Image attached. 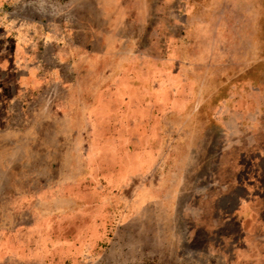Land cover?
Listing matches in <instances>:
<instances>
[{
	"label": "crops",
	"instance_id": "obj_1",
	"mask_svg": "<svg viewBox=\"0 0 264 264\" xmlns=\"http://www.w3.org/2000/svg\"><path fill=\"white\" fill-rule=\"evenodd\" d=\"M41 1L34 0V3L40 4ZM30 6L33 5L28 6L29 10ZM58 19L50 18L48 24L54 26L66 21ZM20 24L30 25V22ZM21 31L13 35L12 48L0 50V264H46V255L55 249L53 245L62 252L52 258V262L56 259V264H75L63 258V250L81 252L94 248V241L98 244L105 238L111 223L109 219L113 214L115 218L117 216L111 211V202H116L114 192L132 178L155 167L164 152L160 143L165 128L170 126L168 124H172L173 132H176L173 147L176 153V197H172L176 198L172 200H176V207L181 202L187 177L197 168L198 154L205 155L203 164L211 162L215 165L209 181L213 193L206 195L199 188L195 195L189 192V198L194 196L198 202L205 203L203 209L190 204L187 216L193 225L186 233L194 235L200 231L208 237L203 246L209 252L206 257H212L214 250H219L221 264H264V76H261L264 68L260 64L254 62L248 69H230L226 51L220 53V66H203L195 61L181 65L185 55L177 49L176 55L145 54L138 64L124 60L115 66L111 72L113 80L108 86L93 83L92 91L85 98L84 94L78 96L85 74L100 72L99 65L86 69L89 65L81 60L86 53L91 55L92 52L69 42L56 48L53 42L58 40V34L51 29L42 35V65L38 60L39 49L26 43L31 42L30 39H21ZM96 31L93 27L89 41L95 40ZM254 49L253 56L259 58L260 50ZM206 50L207 47L204 57L212 56V51ZM187 57L192 55L189 53ZM229 74L241 76L233 83ZM40 91H44L46 101L44 113H21V103L26 99L30 102L36 100ZM66 95L68 99L64 97ZM66 100L69 101L68 107L77 110L76 126L72 131L68 120H74V113L56 111L59 105L65 106ZM11 106L13 113L10 112ZM230 120L252 123V130L240 131L251 139L247 146L235 147H239L236 153L240 156L254 154L249 163L256 171L248 175L247 181L251 183L244 184L245 194L237 198L238 205L232 214L228 206L223 208L219 204L240 170L237 161L232 167L237 170L235 178L230 181ZM134 124L142 128L140 136H134ZM9 128L11 132H8ZM38 133L42 134L41 141ZM74 134L78 139L77 146L82 147V157L66 158L65 162L63 139L66 138L70 145ZM217 137L214 146L211 142ZM37 150L41 153V165L38 166V161H32ZM207 152L210 154L208 160ZM26 155L29 156L27 161ZM71 162L77 165L69 166ZM70 168L79 170V173L56 183L51 180L53 171L58 173ZM37 169L45 170V186L52 190L56 188V195L42 199L44 203L31 189L38 184L35 173H31ZM68 185L73 186L71 190H77L76 193L65 192L63 188ZM84 185L92 189L93 195L100 194L98 199L89 197L87 201H94L98 207L106 205L108 212L99 208L92 215L85 213V200L79 190ZM149 192L147 190L143 201L148 199ZM23 217L46 219L56 227L47 225L45 236L33 237L32 241L30 236L34 234L35 221L23 225L18 220ZM86 218H89L87 231L83 227L77 234L80 237L76 241L70 238V241L68 227L83 225ZM230 223L235 224V232L230 231ZM49 232L54 236L48 235ZM216 236L219 244L214 242ZM9 244L11 248L7 246ZM30 245L36 248L30 251ZM206 264L213 263L208 261Z\"/></svg>",
	"mask_w": 264,
	"mask_h": 264
},
{
	"label": "rangeland",
	"instance_id": "obj_2",
	"mask_svg": "<svg viewBox=\"0 0 264 264\" xmlns=\"http://www.w3.org/2000/svg\"><path fill=\"white\" fill-rule=\"evenodd\" d=\"M32 1L29 4L30 0H0V22L3 23V25L0 24V50L12 48L13 35L20 29H22L21 39L25 37L30 39L31 42L26 43H30L29 46L33 49H39L38 60L42 65L44 61L42 35L45 32H51L52 29L54 34H58V40L53 42L58 49L67 42L75 46L80 44V48L92 52L91 55L86 53L81 59L86 66L89 65L86 69L99 65L100 72L93 75L89 71L85 74L83 87L79 86V97L84 94L87 98L92 91L93 83L107 87L113 80L114 75L111 72L114 67L124 60H133L131 63L134 65L140 63L145 54L165 56L175 53L176 55V49L185 55L181 65H188L189 61H195L198 65L220 66V53L226 51L230 69L233 67L248 69L254 62L264 68V0H47V2L42 0L40 4ZM29 5H33L30 6V10ZM50 18L66 21L50 26L48 24ZM24 22H30V25L20 24ZM93 27L97 30L96 38L94 41H89ZM205 36L210 37L205 38ZM69 37L72 38L69 39ZM206 47L207 50L212 51V56L204 57ZM253 49L258 52L260 50L259 58L253 56ZM189 53L192 57H187ZM239 76L241 75L229 74L230 82L236 83V78ZM261 76L263 77L264 74ZM40 92L36 100L30 102L26 99L21 103L23 105L20 107L21 113L41 111L44 113L46 101L44 91ZM64 97L68 99L67 95ZM67 101H65V106L56 107V111L65 114L66 112L74 113L72 115L74 120H68L70 131H72L76 126L77 110L75 107L72 110L70 105L68 107ZM12 107H10L11 113L14 112ZM15 109L19 111L18 107ZM168 125L170 126L165 128L164 137L160 143L164 152L155 167L146 174L132 178L124 187L114 192L116 202H111V211H115L117 216L115 218L112 213L113 218L109 219L111 223L107 234L104 235L105 238L98 244L94 241V248L88 250L81 252L74 249L63 250L61 254L63 258L76 262L75 264H206L208 261L221 264L219 250L215 249L212 257H206L209 252L205 251L203 246L208 237L200 231L194 235L186 233L189 226L193 225L187 216L190 204L193 207L199 205L198 208L203 209L202 206L205 203L198 202L194 196L189 198V192L195 195V191L199 188L206 195L213 193V187L209 185V181L210 174L215 172L213 170L215 165L211 162L203 164L205 155L198 154L197 168L193 169L191 175L187 177V184L182 188L184 192L181 194V202L176 207V200L172 202L176 199H172L176 197V153L173 148L176 144L174 142L176 132H173L172 124ZM134 126V136H140L142 128L137 124ZM215 128L213 126V130ZM229 129L231 132L228 173L230 181L235 178L237 170H232V167L237 161L240 162V170L236 175L237 182H230L228 192L220 199L219 204L223 208L228 206L232 214L238 205L237 198L245 194L244 184L251 183L247 181L248 175L254 172L255 168L249 163L250 157L254 154L240 156L236 153L239 147H235L245 148L247 146L251 139L241 134L240 131L252 130V123L230 120ZM7 130L11 132L10 128ZM37 135L38 140L41 141L42 136L40 135L42 134ZM77 140L76 134L74 138H70V145L66 138L63 139L65 162L66 158L75 160L82 157V147L77 146ZM217 142L218 137L212 139L211 143L216 146ZM208 156L210 154L207 152V160ZM27 157L29 158L27 155L24 157L26 161ZM40 160L41 153L37 150L36 157L32 161L37 163ZM40 163H37V166ZM68 165L76 166L77 164L71 162ZM83 168L84 163L82 162V171ZM24 172L29 173V171ZM33 172L38 184L31 189L35 191L37 199L44 203L42 199L56 195V188L53 187L52 190L51 187L45 186L44 169L31 171ZM78 173L79 170L71 168L59 170L58 173L53 171L51 180L56 183L60 179L71 178ZM72 187L68 185L63 189L65 192L76 193L77 190H71ZM79 190L85 200L83 209L86 214L92 215L99 208L107 211L106 205L98 207L94 201H87L89 197L98 199L100 194L93 195L92 189L87 185ZM147 190L151 192L147 196L148 199L143 201ZM40 202L38 201L37 205ZM58 208H61L60 205ZM195 210L193 209L192 212ZM18 220L23 225L33 221H35L34 225H38L32 230L34 233L30 236L32 241L33 237L45 236L47 225L55 226L47 223L46 219L23 217ZM88 220L89 218H86L84 221L85 226L79 224L77 227L71 224L68 227L67 237L74 238L72 240L76 241L80 237L77 234L83 227L87 231ZM57 227H60L58 223ZM230 231H236L235 224L230 223ZM48 235L54 236L52 232ZM214 242L219 244V237L216 236ZM7 246L12 247L11 244ZM53 247L55 249L46 255V264H56L54 263L56 259L52 262V258L59 256L62 252L57 246L53 245ZM35 248L31 246L30 251Z\"/></svg>",
	"mask_w": 264,
	"mask_h": 264
}]
</instances>
